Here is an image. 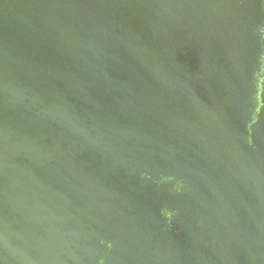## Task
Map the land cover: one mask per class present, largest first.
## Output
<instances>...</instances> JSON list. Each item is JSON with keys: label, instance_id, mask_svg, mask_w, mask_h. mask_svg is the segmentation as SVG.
I'll list each match as a JSON object with an SVG mask.
<instances>
[{"label": "water", "instance_id": "95a60500", "mask_svg": "<svg viewBox=\"0 0 264 264\" xmlns=\"http://www.w3.org/2000/svg\"><path fill=\"white\" fill-rule=\"evenodd\" d=\"M0 264H264V0H0Z\"/></svg>", "mask_w": 264, "mask_h": 264}]
</instances>
